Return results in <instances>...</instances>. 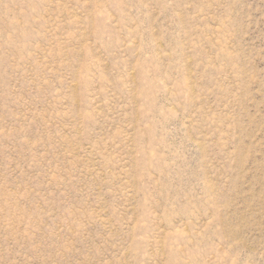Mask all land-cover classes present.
Instances as JSON below:
<instances>
[{
	"label": "rangeland",
	"instance_id": "obj_1",
	"mask_svg": "<svg viewBox=\"0 0 264 264\" xmlns=\"http://www.w3.org/2000/svg\"><path fill=\"white\" fill-rule=\"evenodd\" d=\"M0 264H264V0H0Z\"/></svg>",
	"mask_w": 264,
	"mask_h": 264
}]
</instances>
